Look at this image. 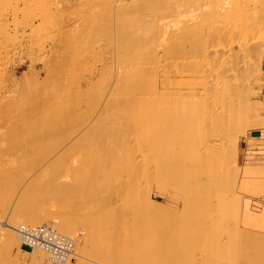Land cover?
I'll return each instance as SVG.
<instances>
[{
    "label": "rangeland",
    "instance_id": "1",
    "mask_svg": "<svg viewBox=\"0 0 264 264\" xmlns=\"http://www.w3.org/2000/svg\"><path fill=\"white\" fill-rule=\"evenodd\" d=\"M132 1L133 0H50L48 5L51 8V11H48L47 13V17H49H46V20L48 21L47 22L46 20L42 21L43 19H41L39 16L32 14V0H0V26L9 21L11 33V38L9 41H7L4 39L2 32H0V70L2 67L5 69L0 71L1 113L5 112L8 114V112L10 113L9 109H11L13 114H16L14 118L16 117L15 119H18V123L20 122L19 119H23V122H25L30 115L28 118L29 122H27V120L25 123L26 125L27 123L29 124L27 125V129L25 127L26 125H24L22 121L20 124H18L16 121L14 125L12 124L15 130H10L12 128L10 122H12L14 119L10 120L9 124L6 123L7 120H2L0 123V150H3L2 152L0 151V159L2 160H0V171H2V175H0L3 178V181L1 180L2 178H0V188L2 191L0 192V196H2L1 198H3V200H9H4V203L0 202V204H5V201L7 202L6 205L0 206V228H7V224H10L13 226L14 235L16 236L15 228L17 229L19 225L24 224L22 221H20V219L23 217L18 212L19 207L17 205V201H19L22 196H24V191H26L30 186L28 194V207L30 209L43 208L45 213L48 212L47 214L50 216L48 218L45 217L46 219L43 217L44 222L50 221V226H53V228L58 231L59 229L54 226V218L62 226L71 225L74 235L72 234L70 237L76 239V241L84 237L81 232L85 231L87 233L89 236L88 242L90 244L87 246L88 249H86V260L83 262L84 264H112L108 257V250L106 249L110 247V243L115 242L116 239L114 238L118 237L117 241H122L124 240V235L122 236V234H125V230L126 228L128 229L129 225H135L139 220L141 224L146 223L154 218V216L152 218V215L150 214L151 212L148 210L147 212L144 210V213L146 212L150 214V219L146 213L144 218H142V215L137 217V213L140 210L138 211L136 208H125L122 213L117 215L118 221H116V217V219L114 218L115 220H110L109 215H111V212L119 208L116 207L113 209V207H115V205H119L121 207V202L125 198L126 188L123 180H126L124 179L126 174H123L125 169L124 171L121 170V166L122 169L124 167L122 160L120 162L121 164L119 165L120 169L117 168L118 171L116 170L117 173H115V175L106 182L107 186H102L97 193L94 194L90 192L92 193L91 195L87 193V190H85L86 194H83H85L86 197L84 199L85 195L83 196L82 194L81 197L80 194L78 195L75 192V189V191L72 192L68 190L70 186H76L81 184L83 181H89L90 177L88 176L91 175V171L95 165H99L98 167H110L108 166L110 164L109 161L106 160V157L109 156V151L115 152L117 154L119 153V156H121V152L123 153L122 150L123 147L125 149V145H123L121 136L123 135V131L126 128H123L124 130L121 131H119V128H121V126L124 127V122H126L127 119L126 116H116L115 113H120L123 111V109H127L129 111V121L132 123H137L138 128H140L141 131L143 130V134L138 136L139 138L137 139L140 140V142H157L156 134H154L155 129L157 128V121L159 119L156 113V105H149V107H146V105H136L131 108V105H129L130 103L128 101L131 99H137L141 95V97H143L145 96L143 95L144 93H149L148 89H150V86H153V83L150 84L149 82H146L147 78L149 79L148 81H150V79H154L155 77H159V79L162 80L166 75L168 76L169 72H171L173 69L171 67L175 62L174 52L176 48L173 41L181 38L182 36L179 34L177 37H175L176 33L174 32V28L171 29V26L168 25L170 24V21L176 18L180 11L179 9L174 11V8L165 6L163 4H157L153 6L154 4L150 3L149 6H143L139 0L136 2L135 0L133 2ZM130 2H132L133 6H129ZM173 12L175 14H173ZM32 23L34 25L37 24L36 26L38 27H35L39 30L38 31L35 29L37 33L34 32V30L32 31ZM165 23L168 25L166 24L165 26ZM45 24L47 26H45ZM162 24L164 25L162 26ZM149 25L151 27H149ZM0 31H2L1 27ZM212 35L215 34L213 33ZM184 37L185 36H183L182 39H184ZM262 39L264 42V38ZM262 41L261 43L263 44ZM200 44L201 43L193 46L184 44V47L187 48L186 53L191 56V59L188 58V62H193V71L198 72V75L191 78L193 81H198L196 79H201L199 78L201 76L199 75L201 70L197 69L199 62L204 63L207 61L205 59H208L204 55V49H202ZM262 47H264V44ZM200 55L202 57H206L204 62L202 61L203 59ZM47 56H49V59H47ZM128 64H132L133 71H137L139 73V78L136 80H128V78L119 79V77H117V71H125V68H127L126 66ZM141 71L143 72L142 74ZM251 71L244 69V71L241 73L243 74V78L240 75V78L238 77L239 79L235 77L229 78V81L226 85L222 83L221 85H218V88L219 86L220 88L223 86L221 88V95L228 99L229 96L236 92V90L238 91V94L243 90L244 94L247 91L246 89H249L253 85V90L251 93L252 95H250L252 104L250 110L252 111L249 112V115L253 117L254 123L247 125L242 131L238 122L227 119L219 126L216 125L215 127H207L204 125L201 128L193 129L188 135L190 136L191 142L198 143V148L204 153L205 158L208 157L206 142H214L212 145L215 146L224 143L222 149H224V154L227 156L232 155L230 150L233 149V146L238 147V151L235 156L236 158L239 156L237 165L239 167L238 169L240 170H238L240 177L236 187L235 198L237 197V201L234 203V207H236L237 212L240 213V210L242 212L243 204L248 202L252 205V209L254 208L253 211L255 213H259L260 215V212L264 211V208L262 209V205H258V203H264V199H262L264 198V194L260 192L258 187L259 184L264 182V138L262 140H258L255 135L260 131H264V108H259L258 106L259 104L264 106L263 64L261 65L260 73L256 72V74L255 71L253 73ZM247 74L252 76L250 77ZM245 75V79H247L246 81L248 82L244 80ZM92 76L94 79H91ZM248 78H251L250 82ZM192 80L190 81V84L193 82ZM234 85L235 87H233ZM214 87L217 88L215 84ZM244 87H246V89H243ZM230 88H232L231 90L234 92H232ZM230 92L232 94H230ZM42 93H45V95H42ZM41 97L42 102L45 99L44 102L47 104L41 102ZM104 101L108 102V109L107 111L104 110V119L101 120L99 124H96V121L102 110L101 107H104V105H102L103 103L105 104ZM172 101H175L176 105L178 104L173 97ZM50 102L53 103L49 104ZM3 103L4 105H2ZM24 105L30 106V112L29 114H25L26 117L24 113L27 112H23V108L25 107ZM56 106L59 107V109ZM53 109L58 110L54 111ZM7 110L9 111L7 112ZM177 110L178 109L176 108L173 109L172 115L168 116V120H175L181 116V112L178 113L176 112ZM112 116L114 118H112ZM55 117L58 118L56 119ZM199 117L200 115L197 113H194L192 117L194 121H197V124L200 122ZM105 118L107 121L103 122ZM110 118L112 120H116L113 124L115 129L110 126V123H108L110 122ZM88 120L89 122L90 120H94V123L91 121L92 123L90 122L91 125H89ZM58 121H60V123H58ZM93 124V128L96 125L95 128H97L96 130L98 132L93 129L95 134L92 132L93 136L91 135L87 139V137L82 134L84 131L83 129L88 128V126L92 127ZM163 124L167 130L169 125H172V122L168 123L164 119ZM56 125H59L60 127L58 126V128ZM102 125L104 128H106V130L108 128V130H111L112 128L110 133L105 135V133L108 131L105 130V132L102 128ZM77 126L80 128L79 133L83 130L80 134L77 133L79 137H76L77 139L80 137L81 139L83 138L80 140L81 142H77L76 138L71 142H63V140H65V133H72L75 131L74 129L77 128ZM5 127L8 128V130H5ZM56 127L59 129L58 132L56 131L57 129L55 130ZM46 129L50 131H46ZM102 129L103 131L99 132ZM146 130L147 132H144ZM22 132L23 135L20 136ZM55 132H57V135ZM111 132L113 133L112 135ZM117 132L121 134L119 135ZM134 132L136 135V133L139 131L135 129ZM13 133L16 135H13ZM127 133L132 134L130 129ZM39 134H43L44 136L42 135L41 137ZM61 134L63 135V138ZM96 134H98L96 138L99 137L100 139L94 138V135ZM114 134L117 137H115ZM11 136H18V139ZM45 136L47 137L45 138ZM57 136L58 140L56 139ZM6 137H8L9 140L12 138L13 141H11L12 139L10 140L11 142L8 141ZM27 137L28 143L23 141L24 139L26 140ZM117 139L119 140L120 145ZM18 140H22V144L21 142H18ZM56 140L57 142L61 143L60 154L56 158H52L54 149V146L52 145L54 142H56ZM202 142H205V144ZM124 143L126 144L127 142ZM51 146L53 148L49 152ZM119 147L122 148L120 149ZM119 150L121 152H119ZM111 154L113 155V153ZM10 155L13 156L11 157ZM48 155L50 156L48 157ZM235 156L233 155L232 158H235ZM58 157L60 158L58 159ZM49 161H52L53 163ZM229 162H231L228 163L229 165L233 164V166H235L232 160ZM54 163L56 164L54 165ZM6 165L8 166L9 170L7 169ZM242 166L246 169L249 167V173L245 172V174L244 171H246V169H242ZM56 167H59L58 170H55ZM233 169L234 167L230 169V174L233 173ZM121 172L122 175H120ZM251 173L253 175H249ZM3 175L8 176L7 178L9 180L7 182H5L7 179ZM11 177L14 179L12 180ZM23 180H25L24 183H22ZM10 181H12V183H10L12 185L10 186L9 190L8 188L5 189V187H7L6 184H8L9 187ZM15 181L16 183H14ZM247 181L251 184L253 183V187L255 182V185L258 184V188L254 187V190V188L249 184V186L252 188L251 189L248 186ZM1 182L3 185L2 187ZM17 182L20 185H17ZM245 184L247 187L244 186ZM18 186L20 187L18 188ZM215 187L217 189V184ZM66 188L69 192L66 190ZM149 188L150 189L147 188V191H150L148 192L150 199L155 201V203H161V199L157 197L153 185ZM60 189H62L61 193H59ZM21 190H23V192H21ZM5 191H7L8 194ZM213 192L216 193L215 191H212L210 194ZM66 196H68V198ZM111 205H113V207H111ZM142 210L143 209H141L139 214H142ZM213 213L215 214L216 212H212V214ZM12 214L15 215L13 216ZM262 214L264 213L262 212ZM97 217L99 220L96 222L98 219ZM104 217L105 219H103ZM79 218L81 220H79ZM92 218L93 220H91ZM128 219L131 220L129 221ZM90 220L91 222H89ZM114 222H116L117 225ZM261 222L264 223V218ZM208 223L209 225H212L209 227L206 226L211 231L207 230L209 233H206L203 236L206 247L204 244L203 246L206 248V251L204 250L203 253L197 252L199 254H196L195 256L198 255L199 258L201 256L203 257L202 254L204 253L211 255V248L213 247L212 245L223 243L227 248L231 246L230 239L232 237V233L235 231L245 233L246 236H252L253 239L258 237L257 239H262L261 243L264 241V230L262 228L258 229V227L256 228L252 226L245 227L246 225L242 221L213 222L210 217L208 218V222H202L204 226L206 224L208 225ZM44 224L45 223H42L40 225ZM95 229H98L96 230V236H94L93 232ZM114 231L117 236L114 234ZM91 234L93 237L90 239ZM97 236L102 239V243L100 242L98 244L97 241H95L96 238L97 240L99 239ZM108 236L109 239L107 238ZM92 238H95V240ZM206 244H208V247ZM76 246L77 257L74 262H71L72 264H78L79 261L78 244ZM29 253H31V250L21 245L19 252L17 248H13V250L8 252L1 251L0 264H38L32 261V256H29ZM225 253L227 254L228 251ZM209 255H206L207 258H209L208 260H214L212 256L208 257ZM206 256H204V258H206ZM207 262L208 261L206 260V263ZM44 264H49V262Z\"/></svg>",
    "mask_w": 264,
    "mask_h": 264
},
{
    "label": "bare ground",
    "instance_id": "2",
    "mask_svg": "<svg viewBox=\"0 0 264 264\" xmlns=\"http://www.w3.org/2000/svg\"><path fill=\"white\" fill-rule=\"evenodd\" d=\"M136 1L138 0H135V2ZM139 1L143 6H147V5L149 6L150 3H153L154 4L153 6L157 4H160V5L163 4L165 6L172 7L174 8L173 9L174 11L176 9H179L180 14L178 13L176 18H174L172 21L169 22L170 23L169 25L165 23V26L167 24L168 26H171V29L174 28V32L176 33L175 37H177L179 34L182 37L185 36L184 39H182L181 37L173 41L174 46H176L175 52H174L175 62H174V65L171 67L173 69L171 70V72H169L168 76L166 75L162 80L159 79V77L154 78V76H153L154 79H150V81H148L149 79L147 78L146 82H149L150 84L153 83V86L152 87L150 86V89H148L149 93H144L143 95L145 96L141 97L142 96L141 95L140 96L141 98L139 97L137 99H131L130 101H128L130 103L129 105H131V108L136 105H146V107H149V105H154V104L156 105V113L159 119L157 121V128L155 129L154 134H156L157 142H140V140L137 139L139 138L138 136H141L143 134L142 133L143 130L141 131L140 128H138L137 123H132L131 121H129V111L127 109H123V111L120 113H115L116 116L117 115H120L123 117L126 116V119H127V121L124 122L125 123L124 127L121 126V128H119L120 129L119 131L124 130L123 128H126L123 131L124 132L123 135L121 136L123 145H125V149L123 147V150H122L123 153L119 150V152H121V156H119L118 155L119 153L117 154L115 152L108 150L109 152L108 151L107 152L109 156L107 155L108 157L106 156L105 157H106V160L109 161V163L111 164V165L110 164L108 165L110 167L108 168L98 167L99 165H95L91 171V175L88 176L90 177L89 181L86 180L87 182L83 181L84 183L82 182L79 185L70 186L68 190L70 192L76 190L75 192L78 195L80 194V196L83 193L86 194L85 190H87V193L91 195L92 193L94 194L97 193L98 190L102 186H107L106 182L109 181L110 178H112L115 175V173H117L116 170L118 171L117 168H119V165L121 164L120 163L121 160L123 161L124 167L122 169V166H121V170L124 171L125 169L124 172H126V173L123 172V174H126V176L124 177V179L126 180H123L125 184V188H126L125 198L121 202V207L119 205L118 206L115 205V207L111 205L113 209H115L116 207H119L120 209L117 208L115 211L113 210L114 212L113 211L111 212V207H110V212H111V215H109L110 220L116 217L117 219L116 218L115 219L116 221H118L117 215L122 213V211L125 208H129V209L136 208V210L138 211L139 210L141 211V209H143L142 214L141 213L139 214L140 211L137 213V217L138 216L140 217L142 215L143 216L142 218H144L145 213L148 210L149 212H151L150 214L152 215V218L153 216L154 218L149 222L145 221L146 223L141 224L139 220L135 225H129L128 229L126 228L125 230V234H122V236L124 235L123 236L124 240L117 241L118 237L114 238L116 239L115 242L110 243L111 244V245L109 244L110 247L106 249L108 250V257L111 260L110 262L112 264H253V263L254 264H264V260H263L264 259V241L263 243H261L262 239L261 240L257 239L258 238L257 236H255L257 238L253 239L252 236H249V235L246 236L245 233H240L239 231H235L232 233V237L230 239L231 246H229L228 248L225 247L223 243L222 244L220 243L218 245H212L213 247L211 248V252H212L211 255L204 253L205 255L202 254L203 257L201 256L199 258V256L197 255L198 256L197 258V256H195L196 254L203 253V251L206 249L205 242H204L205 239L203 236L204 234L209 233L207 230H210L208 229V227L212 224L209 225L208 223V225L206 224L204 226L202 222L203 223L208 222V218L211 217V220L213 222L242 221L246 225L245 227L252 226L256 228L258 227V229L262 228L264 230V223L261 222L262 219L264 218V214H262V212L264 213V211L262 210H260L262 212L258 211L260 212V215L259 213H255L253 211L254 208L252 209V205L248 202L243 204L242 212L240 210V213H238L236 207H234V203L237 201V197L235 198L236 187L238 185L239 177H240V174L238 173L240 170L238 169L239 167L237 165V162L239 161V156H237V158L235 156V154H237L238 147L233 146V149L230 150L232 155L227 156L224 154L225 153L223 151L224 149H222L224 146V143H222L221 145L215 146V145H212V143L214 142H206V149L208 152L207 153L208 157L205 158L204 153L201 152L200 149L198 148V143L191 142L190 136L188 135L193 129L201 128L204 125L207 127H215L216 125L219 126L221 123L225 122L227 119L238 122L242 131L244 130V128H246L247 125L254 123L253 117L249 115L250 114L249 112L252 111L250 110L252 107L250 95H252L251 93L253 90V87H252L253 85L249 89H246V87L243 88L247 90V91L245 90L246 93L244 94H243V90L241 91L242 94L245 96H243L241 92L238 94L237 90L236 92L232 91L231 90L232 88H230V90L234 92L235 94L234 93L232 94L230 92V94L232 95L229 96L228 99L221 95L222 94L221 88L223 86H221V88L219 86L218 88V85H221L222 83L226 85L227 82L229 81V78H233V77L238 78L239 75L242 76L243 78V74L241 73L244 71V69L246 70L248 69L250 71L252 70L251 71L252 73L254 71L255 73L261 72L260 71L261 70V50L263 48L262 45L264 44V42L262 41L263 40L262 38H264V0H139ZM48 2L50 3V0H32V14L35 16H39L41 19H43L42 21H45L48 11H51L50 10L51 8L49 7ZM132 2L129 3V6H133ZM173 14L175 13L173 12ZM36 25L34 24L31 25V29L32 31L34 30V32H36L35 29L38 30V28H35V27H38ZM163 25L164 24H162V26ZM2 26H0L2 28V31L0 32H2L4 39L9 41L11 38L9 21L5 22V24ZM45 26L47 25L45 24ZM149 27L151 26L149 25ZM213 33L215 35H212ZM261 41L263 42V44L261 43ZM199 43H201L200 46L202 47V49H204V51L202 49L201 50L203 51L204 55L208 59H205L206 57H202L200 55L203 59L202 60L203 62L205 60L207 61L204 63L199 62L197 69L201 70V73H199V75H201L199 78L201 79L200 80L196 79L198 81L194 80L195 81L194 82L191 78L198 75V72L193 71V68H192L193 62H188V60L191 59V56H189V54L186 53L187 48L184 47V44L193 46ZM40 59H41V56H40ZM47 59H49V56H47ZM126 67L128 69L125 68V71L123 70L124 73L122 70L117 71L116 74H117V77H119V79L128 78V80H136L137 78H139V73L137 71H133L132 64H128ZM142 73L143 72L141 71V74ZM247 75L250 76V74H247ZM245 77L246 75L244 76V80L246 81L247 79H245ZM91 79H94V77L92 76ZM190 79L193 81L191 84H190V81H191ZM248 80L250 82L251 78L250 79L248 78ZM86 83L89 84L88 82ZM214 84L217 88L214 87ZM233 87H235V85ZM42 95H45V93L44 94L42 93ZM172 97L178 103L177 105L175 104V101H172ZM41 102H42V97H41ZM51 103L53 102H50L49 104ZM2 105H4V103ZM12 105H13V102H12ZM29 105H26V106L24 105L25 107L23 108V112H27V113H24V115L29 114L30 112ZM102 105H104V107L103 106L101 107L102 110L96 121V124L97 123L99 124V122L104 119L103 113H104V110L107 111L109 104L106 101L105 104L103 103ZM258 106L259 108L260 107L264 108L262 104L261 105L259 104ZM57 108L59 109V107ZM174 108L178 109L176 112L178 113L181 112V116L175 120L173 119L168 120V116L172 115ZM9 110H10V113L8 112ZM9 110H7L8 112L7 114L5 112L1 113V109H0V123L2 120H5V121L7 120L6 123L9 124L10 120L14 119L15 121L12 120V122L14 123L10 122L12 126V124L14 125L18 119L16 120L15 119L16 117L14 118L16 114H13L11 109ZM53 110L56 111L55 109ZM46 113H49V112H46ZM194 113H197L200 115L199 117L200 122L198 121L199 122L198 124H197V121H194L192 118ZM53 116H56V115H53ZM28 118H27L28 121L26 120L27 122H29ZM112 118L114 117L112 116ZM164 119L168 123L172 122V125H169L167 130L163 124ZM19 120L20 122L21 121L23 122V119L22 120L19 119ZM26 121L23 122L24 125H26L25 124ZM91 121L92 120H90V122ZM106 121L107 119L105 118L103 122H106ZM114 121L116 120L115 119L112 120L110 118V122L108 123H110V126L115 129V126H113V124L115 123ZM20 122L18 123L17 121L18 124H20ZM90 122H89V125H91ZM49 123H50V120H49ZM58 123H60V121H58ZM27 125L29 124L27 123ZM27 125L25 126L26 129L28 127ZM79 126H77V128L74 127L75 131H73L72 129L73 132L70 134L66 132L65 140H63V142H71L73 139L75 140V138L78 136L77 133H79L80 131V128H78ZM93 126L94 124L92 125V127L88 126V128L90 129L84 128L83 130L85 132L83 130H82L83 132L81 131L82 134L85 137H87V139L89 136L92 135V132L94 133L93 129L95 130L97 129L95 128L96 125L94 128ZM13 127L14 126H12V128ZM57 127L55 128V130L57 129ZM12 128L10 130L12 131L15 130L14 128L13 129ZM102 128L104 129V131L106 130V128H104L103 125H102ZM4 129L8 130V128L6 127ZM103 129L100 130L99 132H102ZM108 129L106 130L108 132L105 133V135L110 133L111 130H108ZM129 129L132 134L127 133ZM135 129L139 131L136 133V135L134 132ZM58 130L59 129H57L56 131L58 132ZM46 131H50V130L46 129ZM57 132H55L56 135H57ZM96 132L98 131L96 130ZM112 132H111V135L113 134ZM144 132H147V130ZM117 134L119 133L117 132ZM7 135H8V131H7ZM13 135H16V134L13 133ZM22 135H23V132L20 134V136ZM40 135L41 134H39V136ZM97 135L98 134L94 135V138H96ZM255 136L258 140H262L264 138V131H260ZM11 137L13 138L15 137L18 139V136H11ZM46 137L47 136H45V138ZM115 137L117 136L115 135ZM6 138L8 139V137ZM49 138H50V135H49ZM62 138H63V135H62ZM56 139L58 140V136ZM82 139L81 137L78 138L77 142H79ZM10 140L8 139V141ZM57 140L52 145L54 146L52 158L54 157L56 158L60 154V144L61 143L57 142ZM11 141H13V139ZM21 141L18 140V142H21ZM23 141L27 142L28 137L26 138V140L24 139ZM117 141L119 142L118 139ZM124 142H127V143L125 144ZM202 143L205 144V142H202ZM119 145H120V142H119ZM52 146L50 147L49 152L52 150L53 148ZM13 148L15 149L14 146ZM119 148L121 149L122 147H119ZM111 153H113V155ZM233 155L235 156V158L234 157L232 158ZM10 156L12 157L13 155H10ZM49 156L50 155H48V157ZM123 156L125 157V159ZM105 157H104V160H105ZM59 158L60 157H58V159ZM231 160L233 161L235 166H233V164L232 165L230 164L231 165L230 167L228 163H231L229 162ZM1 161H0V164H1ZM49 162H52V161H49ZM55 164L56 163H54V165ZM6 167L8 169L7 165ZM233 167H234V169L232 170L233 173L230 174L229 173L231 171L230 169ZM58 168L56 167L55 170H58ZM247 168L250 169L249 167ZM242 169L245 170L246 168L242 166ZM248 169H246V171L243 170L244 173L245 172L249 173L250 170ZM1 173L2 171H0V174ZM1 175H0V178H2ZM6 175L5 176L3 175L7 179L5 180V182L9 180L7 178L8 176ZM120 175H122V172ZM249 175H253V174L251 173ZM11 179L13 180L14 178L11 177ZM1 180L3 181V178ZM24 181L25 180H23L22 183H24ZM10 183H12V181L9 182V187H8V184H6L7 187H5V189L8 188L9 190L10 186L12 185ZM14 183H16V181ZM263 183L259 184L260 186L257 184L262 194H264V184ZM216 184H217V189L215 187ZM246 184L244 186H246ZM249 184L251 187H253L252 186L253 183L251 184L250 182H248V186ZM17 185H20V184L18 183ZM152 185L155 188L157 197L161 199V203L160 202L155 203V201H152V199H150V195L148 194V192L150 191L149 190L147 191V188L150 189L149 187ZM257 185H255V182H254V187H257ZM2 186L3 185L1 182V187ZM25 186L27 187L26 184ZM19 187L20 186H18V188ZM29 187L26 191H24L25 192V194L23 193L24 196H22V198L19 201H17V205L19 207L18 212L24 218V219L23 218L20 219V221H22V223L24 224L19 225L17 229L15 228L16 236L14 235V228L12 225L7 224V228H3V227L0 228V253L1 251L3 252L11 251L13 250V248H17L19 252L20 245L26 248H29L23 245L22 243L23 239L20 235L21 233L19 232L21 229L31 230L32 228H39L42 226L48 227L51 225L49 224L50 221L44 222V219L48 218L50 215L47 214L48 212L45 213L43 208L30 209L28 207ZM61 190L62 189H60L59 193H61ZM7 191L5 192L7 193ZM212 191H215L216 193L213 192L212 194H210V192ZM0 192H2L1 188H0ZM21 192H23V190H21ZM85 194H83V196ZM1 197L2 196H0V198ZM66 197L68 198V196ZM73 197H72V200H73ZM85 197L86 195L84 196V199ZM4 200L7 201L8 199H4ZM4 200L3 198H1L0 202L4 203ZM6 201H5V204L1 203L0 206L6 205L7 203ZM261 203H258V205L259 206L262 205V209H263L264 203L263 204ZM144 210L146 211L145 213H144ZM212 212H216V213L212 214ZM147 214L148 213H146V215ZM150 214H148V216ZM66 218H69V217H66ZM103 219H105V217ZM149 219H150V216H149ZM79 220L81 219L79 218ZM91 220H93V218ZM91 220L89 222H91ZM98 220L99 218L96 220V222ZM42 223H45V224L40 225ZM54 223H55L54 226L57 227L59 231L64 233L63 234L59 232L58 230H56L55 228H53L57 232V234L62 237L68 238L70 241H72V243H74L73 244L74 245L73 247L74 257L72 258L69 257L65 259L66 256L62 257V256L51 255V253L46 250V247L44 245L31 244L32 246L31 248H29L31 250V253H29V256H32V261L38 264H44L48 262L49 264H72L71 262H74L77 257V254H76L77 246L76 245L78 244V252H79L78 264H84L83 262L86 260V257H85L86 252H87L86 249H88L87 246H89L90 244L88 242L89 236L87 235V233L85 231L81 232L84 237L80 240H77L78 241L77 243L76 239L70 237L74 233L71 225L62 226L59 222H57V220H55V218H54ZM114 223L116 224V222ZM76 227H77V224H76ZM96 230L98 229H95L93 231L94 236H96V232H97ZM114 234H115V231H114ZM115 235L117 236V234ZM91 237H93L92 234L90 236V239ZM95 238H92V239L95 240ZM107 238L109 239V236ZM99 239H98L99 241L97 240V238L95 240L97 241L98 244L100 242L102 243V239L101 238ZM203 244L205 247L203 246ZM206 245L208 247V244ZM227 251L228 253L226 254L225 252ZM206 255H209L208 257L212 256L214 260H208L209 258H207ZM204 256H206V258H204ZM206 260L208 261L207 263H206Z\"/></svg>",
    "mask_w": 264,
    "mask_h": 264
},
{
    "label": "built area",
    "instance_id": "3",
    "mask_svg": "<svg viewBox=\"0 0 264 264\" xmlns=\"http://www.w3.org/2000/svg\"><path fill=\"white\" fill-rule=\"evenodd\" d=\"M23 245L31 248V244L44 245L51 255L74 257V243L66 237L57 234L52 226L20 230ZM56 258V257H54Z\"/></svg>",
    "mask_w": 264,
    "mask_h": 264
},
{
    "label": "crops",
    "instance_id": "4",
    "mask_svg": "<svg viewBox=\"0 0 264 264\" xmlns=\"http://www.w3.org/2000/svg\"><path fill=\"white\" fill-rule=\"evenodd\" d=\"M263 64V70H264V47L261 50V65Z\"/></svg>",
    "mask_w": 264,
    "mask_h": 264
}]
</instances>
